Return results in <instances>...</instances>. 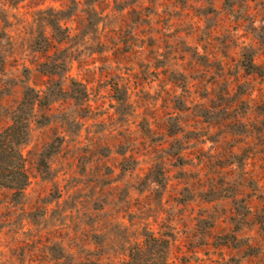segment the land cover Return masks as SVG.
Returning a JSON list of instances; mask_svg holds the SVG:
<instances>
[{"label":"rangeland","instance_id":"374dc122","mask_svg":"<svg viewBox=\"0 0 264 264\" xmlns=\"http://www.w3.org/2000/svg\"><path fill=\"white\" fill-rule=\"evenodd\" d=\"M19 116L0 264H264V0H0Z\"/></svg>","mask_w":264,"mask_h":264},{"label":"trees","instance_id":"16d2710c","mask_svg":"<svg viewBox=\"0 0 264 264\" xmlns=\"http://www.w3.org/2000/svg\"><path fill=\"white\" fill-rule=\"evenodd\" d=\"M17 117L11 125L0 132V185L22 193L29 183L26 163L20 146L27 138L26 122ZM154 238H151V240ZM145 242H150L148 238ZM129 264H148L143 256L142 245L129 255Z\"/></svg>","mask_w":264,"mask_h":264}]
</instances>
